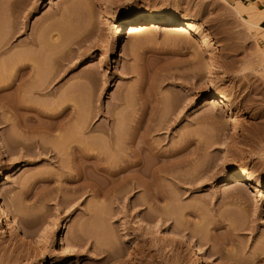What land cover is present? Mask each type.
Returning a JSON list of instances; mask_svg holds the SVG:
<instances>
[{
    "label": "rangeland",
    "instance_id": "obj_1",
    "mask_svg": "<svg viewBox=\"0 0 264 264\" xmlns=\"http://www.w3.org/2000/svg\"><path fill=\"white\" fill-rule=\"evenodd\" d=\"M109 2L117 22L106 19L100 0H0L5 69L29 53L42 74L59 73L49 89L28 96L29 105L58 111L67 93L73 105L51 131L48 118L38 116L31 132L0 110V178L7 179L0 203L38 239L0 221V264H203L165 237L168 222L211 255L207 264H264V195L242 181L232 185L240 196L221 186L230 167L264 186V21L248 23L234 0ZM136 15L191 21L213 36L144 26L118 37L122 19ZM208 69L218 91L231 94L229 104L204 102ZM106 130L117 136L115 150ZM70 139L119 168L139 159L146 178L131 167L119 177L143 178L151 198L120 178L105 197L80 194L68 176L72 155L62 151ZM145 142L153 150L135 155Z\"/></svg>",
    "mask_w": 264,
    "mask_h": 264
},
{
    "label": "bare ground",
    "instance_id": "obj_2",
    "mask_svg": "<svg viewBox=\"0 0 264 264\" xmlns=\"http://www.w3.org/2000/svg\"><path fill=\"white\" fill-rule=\"evenodd\" d=\"M100 5L104 7L105 10V17L108 21L111 22H117L119 19L113 15L108 13L109 8H110V2L109 0H100ZM257 5V4H256ZM262 8V7H261ZM235 12L237 15H246L248 20L251 22V25H256L258 27V23L260 21H264V9H258L257 6H254L253 4H244L241 1L236 0V6H234ZM234 12V13H235ZM144 26H148V28H159V27H166V28H173L175 31H180V32H193L195 34H203L206 38H211L213 35L209 31H203L197 23H193L191 21L187 20H179V19H172V18H163V17H158L155 15H136L134 17H126L123 18L121 23L117 27L116 34L117 36H122L126 32L134 33L137 32L138 30L142 29ZM255 27V26H254ZM259 28V27H258ZM261 29V28H260ZM52 41L56 40L55 38L50 37ZM117 40L114 43V49L117 47L116 45ZM24 48H30L28 43H25ZM28 52V51H27ZM35 57V56H34ZM32 56H29V53H24V54H19L16 58H13L6 67L5 69V62L0 60V67H1V74H0V110L1 112L3 111H8V115H5V118L3 117L4 121L5 119H8L12 122V124L17 128V126H22L24 129L27 131L31 132H36L39 130V119L38 116H42L45 118H48L49 120L52 121V125H50L47 129L48 131H51L54 127H56V124H60V118L66 113V110L68 108L73 107V105L68 104L69 103V94L67 93L66 97L63 99V102L61 105L64 103H67L65 107H62L58 111H48L44 112L39 109H37L33 105H29L28 100L30 101V94L33 93H39L43 90L49 89L52 84L56 81V78L59 76V73L55 74H42L39 70V65H38V59L34 58ZM212 73L213 71L208 69L206 71V74H208V78L206 80V86L208 89V94L204 100L206 104L209 102V98H213L215 100V103L217 104H229L231 102L232 96L230 93L226 92H221L218 91V89L215 87L212 81ZM24 92L20 94V92ZM8 93L14 94V97L12 99H8L7 95ZM28 110L33 111V115L31 116H26L22 112H26ZM143 112V111H141ZM84 114H82V117L84 116L86 118L87 112L84 111ZM1 114V113H0ZM143 114V113H142ZM82 118L84 120V123L87 122V119ZM141 115L140 118H137L135 121V125L133 126L134 130H137L138 127L141 125ZM33 121L35 125L33 124H28L29 122ZM80 121V120H79ZM78 121V122H79ZM86 121V122H85ZM230 122L232 119L229 120ZM80 126L79 129L77 126ZM84 124L81 122L77 125V129L80 131L81 129L84 131V128L82 127ZM86 125V124H85ZM81 130V131H82ZM233 130H236V126H233ZM78 134H81L83 132H79ZM105 133V132H104ZM106 138L107 144L109 146H112L114 148V144L116 145V139L117 136L114 135L113 132H109V130H106ZM105 134V135H106ZM72 141V142H71ZM76 141V142H74ZM69 140L67 141H62L64 143V153L66 155H72V160L74 164V174H71L73 172L68 171V175L70 179L73 182L78 183V188L80 194L82 193H88L91 192L92 196L95 198H100V197H105L109 194H111L108 189H106L107 185L109 184H116L117 182L120 183V180L129 183L130 184V189L134 187H141L143 191L147 194L148 199L151 198L153 191L150 189V184L147 183L146 180H143V178H146L145 172L140 171L141 169V163L140 160H135L130 162L131 168H136L134 172H130L135 174L136 172H141V175L143 178L140 181L135 180V182H131V178L134 179V175H126L125 177H119V174L125 170L130 169L129 167L124 168V167H117V165H114V161L112 163L106 162V160H109L110 157H107L105 159V156H99L96 153H92L91 148H87L86 145L82 146V142L80 140ZM67 142V143H66ZM66 144V145H65ZM105 145L106 148L108 145ZM58 145V144H57ZM54 148V150H57L58 146H61L60 144ZM145 145V146H144ZM148 143H142V145H138V150L135 155L139 154L142 152L143 149H147L149 152H151L153 149L148 147ZM38 147H40L41 150L44 151H51L49 148L46 147V145H40L38 144ZM111 147V148H112ZM112 148V149H113ZM115 150V148L113 149ZM230 156V155H228ZM94 159V162L90 164L89 160ZM112 164V165H111ZM115 166V167H114ZM230 171L228 175H226L223 180L221 186L227 187L229 193L232 195H241V190L237 187H232L233 183L237 181H242L248 186H250V189L254 193H258L260 195H264V186L259 184L256 180V177L250 173L246 169H241L237 167H230ZM70 170V171H72ZM129 177V178H127ZM120 178V179H119ZM6 178H0V198L2 197V186L6 182ZM124 184V183H123ZM231 186V187H230ZM86 188H89L88 190ZM113 196V195H112ZM114 197L115 194H114ZM0 221L7 225L8 227H11L12 229L16 230L18 233L22 235L24 238H29L32 240L38 241V239L34 238L33 235L25 229L21 223L13 218L5 206H3L0 203ZM167 226L164 227V235L169 239V241L175 245L176 249L179 251H183L186 249V253L191 256L196 258L200 263L207 264V263H213L214 260L212 259L211 255L206 254L202 249H200L199 245L193 241L192 239L186 238L180 233H178L176 225H172L170 222L166 224ZM100 252H103L101 248H96ZM105 252V251H104ZM254 256V255H253ZM257 257V256H256ZM258 258V257H257ZM259 260V259H258ZM263 260L264 259H260ZM244 264H258L256 262H250V263H244Z\"/></svg>",
    "mask_w": 264,
    "mask_h": 264
},
{
    "label": "crops",
    "instance_id": "obj_3",
    "mask_svg": "<svg viewBox=\"0 0 264 264\" xmlns=\"http://www.w3.org/2000/svg\"><path fill=\"white\" fill-rule=\"evenodd\" d=\"M236 2V0H234ZM244 4H253L256 5L258 9H264V0H238ZM262 7V8H261ZM264 11V10H263Z\"/></svg>",
    "mask_w": 264,
    "mask_h": 264
}]
</instances>
